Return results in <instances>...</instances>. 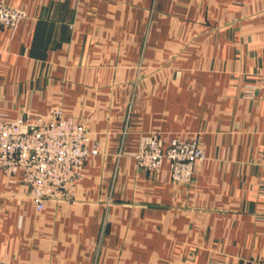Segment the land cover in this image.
<instances>
[{"label": "crops", "instance_id": "crops-1", "mask_svg": "<svg viewBox=\"0 0 264 264\" xmlns=\"http://www.w3.org/2000/svg\"><path fill=\"white\" fill-rule=\"evenodd\" d=\"M0 1L25 13L0 27V113L59 106L89 135L70 200L37 210L0 170L2 264L264 262V0ZM140 132L205 159L140 168Z\"/></svg>", "mask_w": 264, "mask_h": 264}, {"label": "built area", "instance_id": "built-area-1", "mask_svg": "<svg viewBox=\"0 0 264 264\" xmlns=\"http://www.w3.org/2000/svg\"><path fill=\"white\" fill-rule=\"evenodd\" d=\"M24 16L22 9L0 1V27L14 29ZM262 81L264 84V73ZM244 94L251 97L254 90L247 87ZM88 141L86 129L66 118L59 106L46 114L26 113L19 118L0 113V170L8 177L21 171L23 196L41 210L47 201L73 198L69 186L80 178V169L89 155ZM135 158L138 167L153 171L168 161L172 179L189 181L194 164L205 159V154L197 139L172 137L164 146L158 132H140Z\"/></svg>", "mask_w": 264, "mask_h": 264}]
</instances>
